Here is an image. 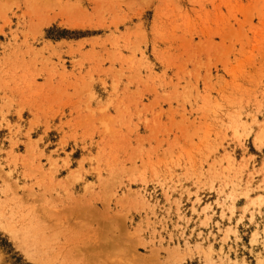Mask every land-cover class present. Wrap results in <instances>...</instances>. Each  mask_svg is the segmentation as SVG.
<instances>
[{
    "label": "rangeland",
    "instance_id": "374dc122",
    "mask_svg": "<svg viewBox=\"0 0 264 264\" xmlns=\"http://www.w3.org/2000/svg\"><path fill=\"white\" fill-rule=\"evenodd\" d=\"M0 264H264V0H0Z\"/></svg>",
    "mask_w": 264,
    "mask_h": 264
}]
</instances>
